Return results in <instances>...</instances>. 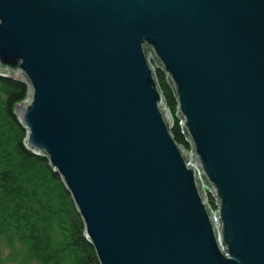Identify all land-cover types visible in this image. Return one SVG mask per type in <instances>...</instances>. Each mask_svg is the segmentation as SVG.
Instances as JSON below:
<instances>
[{"label": "water", "instance_id": "1", "mask_svg": "<svg viewBox=\"0 0 264 264\" xmlns=\"http://www.w3.org/2000/svg\"><path fill=\"white\" fill-rule=\"evenodd\" d=\"M0 75L99 264H264V0H0Z\"/></svg>", "mask_w": 264, "mask_h": 264}, {"label": "trees", "instance_id": "2", "mask_svg": "<svg viewBox=\"0 0 264 264\" xmlns=\"http://www.w3.org/2000/svg\"><path fill=\"white\" fill-rule=\"evenodd\" d=\"M169 108L175 97L157 69ZM23 79L0 75V238L10 253L0 264H99L73 196L48 157L25 144L27 129L18 121L14 102L23 98ZM172 133L187 149L177 111H172Z\"/></svg>", "mask_w": 264, "mask_h": 264}, {"label": "built area", "instance_id": "3", "mask_svg": "<svg viewBox=\"0 0 264 264\" xmlns=\"http://www.w3.org/2000/svg\"><path fill=\"white\" fill-rule=\"evenodd\" d=\"M151 62L154 65V67H155V69L157 71L158 67L155 64V62L152 60V58H151ZM172 116H173V123H174V115H173V113H172ZM179 123H180V121H179ZM187 150L190 151V149H187ZM205 197H206L207 202L210 204V206L212 208V211H215L217 209V205L215 204V202L213 200L214 198H213L212 194L209 191H205Z\"/></svg>", "mask_w": 264, "mask_h": 264}, {"label": "rangeland", "instance_id": "4", "mask_svg": "<svg viewBox=\"0 0 264 264\" xmlns=\"http://www.w3.org/2000/svg\"><path fill=\"white\" fill-rule=\"evenodd\" d=\"M213 200H214V202L216 204L215 199H213ZM8 253H10V249L7 248V246L5 245V242L3 241V239L0 238V254H3L4 256H6ZM11 264H19V263L15 262V263H11Z\"/></svg>", "mask_w": 264, "mask_h": 264}]
</instances>
